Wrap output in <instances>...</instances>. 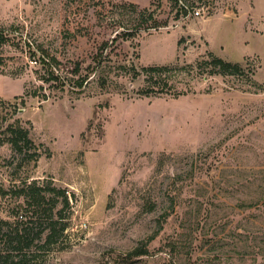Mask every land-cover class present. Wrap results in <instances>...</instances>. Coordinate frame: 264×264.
Here are the masks:
<instances>
[{"label":"rangeland","instance_id":"374dc122","mask_svg":"<svg viewBox=\"0 0 264 264\" xmlns=\"http://www.w3.org/2000/svg\"><path fill=\"white\" fill-rule=\"evenodd\" d=\"M185 4L0 0V188L48 182L69 198L35 264H264V0ZM143 9L162 26L125 39ZM209 53L248 76L208 74ZM149 66L179 67L181 96L142 95L152 84L133 75ZM16 122L37 160L7 141Z\"/></svg>","mask_w":264,"mask_h":264},{"label":"trees","instance_id":"16d2710c","mask_svg":"<svg viewBox=\"0 0 264 264\" xmlns=\"http://www.w3.org/2000/svg\"><path fill=\"white\" fill-rule=\"evenodd\" d=\"M171 1L175 6L180 7V10L186 7L185 0ZM130 7L137 11L134 5L130 4ZM139 17V22L123 33L125 39L134 38L142 31L159 29L162 26L161 21L154 16V12L148 9L139 11ZM8 36V32L0 28V46L7 43ZM27 46L30 48L33 58L38 56L39 60L46 65L55 68L51 80H59V76H55L58 67L54 66V58H49L45 53H41L31 43H27ZM108 46L109 43H105L104 50ZM203 65L210 68L208 72L210 75L248 76L239 64L228 62L214 56L212 53L208 54V59L203 61ZM177 69H179L177 66L144 67L140 74L137 73L136 75L134 71L133 78L143 75L149 78L148 84L151 83L152 85L141 91L144 96L173 95L174 98H177L181 96V93L173 92L168 88L171 87L168 85V74ZM63 83L66 85L67 81ZM84 83L85 80H81L78 86L82 87ZM7 132V141L11 144L15 153L22 154L24 162L29 163L32 159L37 160L40 156L39 153L36 152L35 155L24 153L29 147L35 146L29 129L16 122L8 127ZM5 196L21 200V202L11 210L9 218L12 220L0 218V264H35L43 250L53 245L56 246L60 237L63 236L66 224L59 216H62L63 211L69 208V198L65 190L48 182L46 184H25L9 191L0 188V198L3 199ZM47 213H50L51 216L48 217ZM42 220L45 221L42 222ZM144 254L145 252L140 250L133 253L134 256Z\"/></svg>","mask_w":264,"mask_h":264},{"label":"built area","instance_id":"2783aa9c","mask_svg":"<svg viewBox=\"0 0 264 264\" xmlns=\"http://www.w3.org/2000/svg\"><path fill=\"white\" fill-rule=\"evenodd\" d=\"M195 14L198 16V15H200V12H199V11H196V13H195Z\"/></svg>","mask_w":264,"mask_h":264}]
</instances>
